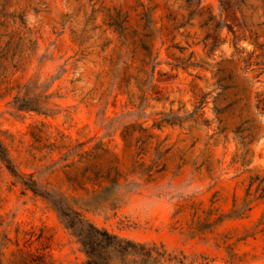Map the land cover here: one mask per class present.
Listing matches in <instances>:
<instances>
[{
  "label": "rangeland",
  "instance_id": "obj_1",
  "mask_svg": "<svg viewBox=\"0 0 264 264\" xmlns=\"http://www.w3.org/2000/svg\"><path fill=\"white\" fill-rule=\"evenodd\" d=\"M260 107L264 0H0V141L18 173L0 159V264H84L28 177L186 262L264 264Z\"/></svg>",
  "mask_w": 264,
  "mask_h": 264
},
{
  "label": "trees",
  "instance_id": "obj_2",
  "mask_svg": "<svg viewBox=\"0 0 264 264\" xmlns=\"http://www.w3.org/2000/svg\"><path fill=\"white\" fill-rule=\"evenodd\" d=\"M259 109V112H264V107ZM0 159L12 174L18 175L10 165L6 148L1 141ZM24 181L28 189L43 196L52 204L65 227L76 237L85 255L84 264H194L192 261L186 262L183 253L167 250L162 244L135 241L98 227L71 207L70 197L53 189L38 188L36 181L30 177ZM108 190L109 187L103 185L98 194L106 193Z\"/></svg>",
  "mask_w": 264,
  "mask_h": 264
}]
</instances>
